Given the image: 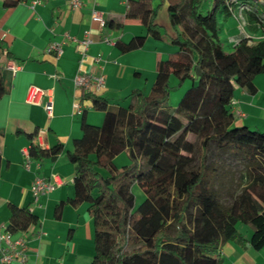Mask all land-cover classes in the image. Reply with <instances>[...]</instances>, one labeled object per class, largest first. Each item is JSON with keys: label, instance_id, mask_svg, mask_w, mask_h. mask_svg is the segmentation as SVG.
Wrapping results in <instances>:
<instances>
[{"label": "trees", "instance_id": "1", "mask_svg": "<svg viewBox=\"0 0 264 264\" xmlns=\"http://www.w3.org/2000/svg\"><path fill=\"white\" fill-rule=\"evenodd\" d=\"M21 1L4 4L11 7ZM153 2L128 0L122 20L112 26L121 28L125 20H137L150 36L160 39ZM169 3L171 25L179 28L172 38L178 51L159 61L151 92L135 90L126 97L127 104L115 106L97 94H86L92 107L105 113L104 121L91 124L84 112L82 136L67 151L76 169L75 196L67 202H88L94 222L91 264H221L225 241L246 242L239 223L253 229L254 249L264 247V130L236 125L232 105L238 88L255 93L254 80L264 74V0ZM239 12L257 38L250 43V38L241 37L234 51L226 52L220 40L221 18ZM146 39L139 35L117 46L126 52L143 46ZM171 76L178 79V87L187 79L193 81L176 107L169 105ZM5 92L0 71V98ZM212 143L247 162L245 183L226 190L228 203L222 200L226 174L218 176L208 160ZM63 149L62 143L50 149L32 143L29 155L56 157ZM123 152L130 162L118 167L115 158ZM1 162L0 154V168ZM135 184L145 193L140 204ZM65 203L60 202L57 210ZM10 208L11 233L25 232L39 220L29 208Z\"/></svg>", "mask_w": 264, "mask_h": 264}, {"label": "crops", "instance_id": "2", "mask_svg": "<svg viewBox=\"0 0 264 264\" xmlns=\"http://www.w3.org/2000/svg\"><path fill=\"white\" fill-rule=\"evenodd\" d=\"M169 4V0L153 2L162 30L161 38L154 39L137 20H125L121 28L112 26L125 15V0H83L80 7H73L69 0H24L7 7L0 0V71L6 88L0 98V224L9 225L12 205L29 208L38 216V222L27 231L11 233L12 240L26 241L28 257L24 264L92 263L95 229L89 204L67 202L75 196L76 171L67 151L82 136L83 113L94 125L103 123L105 113L92 107L86 95L89 93L76 85L75 78L78 74L103 73L104 87L90 93L106 98L112 106L122 104L119 100L135 90L148 95L159 61L178 51L172 38L179 28L171 25ZM94 9L108 19L105 26L93 19ZM226 22L227 34L235 39L232 33L236 23L226 17L221 18L220 34ZM67 33L79 40L89 37L92 42L85 46L68 40ZM139 35L147 36L143 46L126 52L117 46V42L126 44ZM54 42L63 43L61 55L47 50ZM11 60L22 65L16 73L7 67ZM170 82L176 86L178 79L171 76ZM254 83L255 93L242 88L235 92V124L264 130V75L256 76ZM32 86L44 91L39 103L28 101ZM49 101L53 104L51 112L45 107ZM32 143L46 149L62 143L64 149L56 157L36 159L29 155ZM53 176L61 183L35 201L32 186L36 179ZM60 202L66 203L58 211ZM238 230L246 242L225 241L220 247L221 264H264V247L256 250L251 245L253 229L239 223Z\"/></svg>", "mask_w": 264, "mask_h": 264}, {"label": "built area", "instance_id": "3", "mask_svg": "<svg viewBox=\"0 0 264 264\" xmlns=\"http://www.w3.org/2000/svg\"><path fill=\"white\" fill-rule=\"evenodd\" d=\"M69 1L73 7H80L83 4V0H69ZM237 1L242 2L243 0H237ZM125 2L127 3L128 0H125ZM92 17L101 26L106 25V17L104 16V13L102 11L94 9L92 12ZM236 18L238 19L239 26L241 28V35L238 38V40L241 37H247L250 38L249 42L252 43V38L253 39L257 38L256 34L254 35L247 29L246 20L241 12H239L236 15ZM66 38L68 40H76L84 44L85 46H88L92 42L89 37L79 40L75 37H72L68 33L66 34ZM47 50L49 52L55 51L58 55H61L63 53V43L54 42L48 47ZM7 67L10 68L14 73H16L19 69L22 68V65L16 61L11 60L7 63ZM75 83L77 86L81 87L83 90H85L88 93H90L92 90L99 92L105 85V75L103 73L78 74L75 78ZM43 95H44V91L42 89L36 86H32L29 90L28 101L31 103H39ZM235 103L236 102L233 99L232 105L234 106ZM45 107L49 112H51L53 108L52 102L51 101L47 102L45 104ZM43 132L44 131H40L39 134ZM60 183H61L60 180L56 176H53L52 178L39 177L38 179H36V181L32 186V191L34 194L35 201H37L42 194L54 190ZM3 227L4 229L1 230V228ZM26 246L27 244L24 238L12 240L11 232L7 230L6 226L0 224V264H24L27 261V257H28L26 252Z\"/></svg>", "mask_w": 264, "mask_h": 264}, {"label": "rangeland", "instance_id": "4", "mask_svg": "<svg viewBox=\"0 0 264 264\" xmlns=\"http://www.w3.org/2000/svg\"><path fill=\"white\" fill-rule=\"evenodd\" d=\"M248 0H243L241 3H245ZM253 3V0H250ZM257 1V3L262 2V0H255ZM228 20L232 22L235 21V26H236V31H234L233 36H236L235 39H231L229 34H227V28L229 27L228 22L225 23V26L223 25V29L221 31L220 34V40L224 43V49L226 52H233L234 50V45L236 43L237 36L241 35V28L239 26V21L234 17L231 16L228 18ZM247 29L250 32H253V30L251 29L250 26H247ZM254 34V33H253ZM255 35V34H254ZM264 75V74H262ZM192 81V79H187L186 83L182 86V87H178V84L174 87V85L171 83V86L173 87L170 91V96H169V105L170 106H174L176 107L178 105V103L180 102L182 96L185 94L186 90L188 88L191 87V85L193 83H190V81ZM193 82V81H192ZM178 83V82H177ZM186 88V89H185ZM185 89V91L183 92V95H181L180 99H178L177 97L179 96V94H181V90ZM122 104H127L128 100L125 99H120L119 100ZM119 155L120 158H117L115 160V163L118 167H122L125 164H128L130 162V158L128 156V154L126 152H123ZM196 156V162H195V166L198 165V160H197V154ZM208 160L210 162H213L215 167H217L218 169V176L223 174H226V178H224V182L226 183V187L223 191L224 193V197L222 198V200L226 203L230 202L231 199L228 196V194H226V190L229 187H232L234 189H236V187L242 183H245L246 178L245 175L248 171V167H247V162L245 159L238 157L228 151H221L218 149V147L216 146L215 143H212L211 148H210V153H209V158ZM218 186V184H217ZM239 187V186H238ZM134 192L136 195V203L140 204L142 202V200L145 198V193L144 191L140 188V186H138L137 184H135L134 186Z\"/></svg>", "mask_w": 264, "mask_h": 264}]
</instances>
